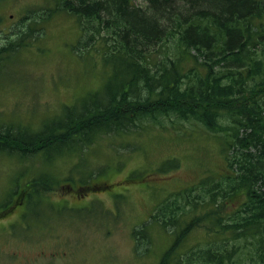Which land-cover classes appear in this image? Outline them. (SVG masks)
Returning <instances> with one entry per match:
<instances>
[{"label": "rangeland", "instance_id": "1", "mask_svg": "<svg viewBox=\"0 0 264 264\" xmlns=\"http://www.w3.org/2000/svg\"><path fill=\"white\" fill-rule=\"evenodd\" d=\"M56 1L0 4V46L19 38L0 53V206L14 203L0 208V264H44L52 254L56 261L50 264H158L173 244L166 264H213L203 256L216 247L227 257L222 264L264 261V253L243 249L249 245L245 237L207 230L213 223L201 204L203 183L208 180L210 187L211 177L224 173L228 149L221 135L233 130H206L192 114L167 117L170 111L151 118L142 110L139 122L129 121L121 134L91 129L90 146L78 154L65 152L63 144L56 146L59 151L41 154L38 148L46 139L35 142L25 136L50 128L55 117L63 120L72 103L100 89L103 81L115 84L105 78V67H111L91 55L101 57L100 48L112 44L113 35L109 41L98 34L92 39L88 24L93 21L58 8ZM136 1L142 0H134L139 5ZM40 16L45 18L41 38L15 34ZM161 47L154 44L152 49ZM228 111L220 114L224 132L232 121ZM84 126L81 121L76 131ZM28 183L24 209L20 202ZM171 192L175 195L167 199ZM174 200L173 218L165 221L161 210L172 208ZM238 200V194L221 200V212L231 215Z\"/></svg>", "mask_w": 264, "mask_h": 264}, {"label": "trees", "instance_id": "2", "mask_svg": "<svg viewBox=\"0 0 264 264\" xmlns=\"http://www.w3.org/2000/svg\"><path fill=\"white\" fill-rule=\"evenodd\" d=\"M56 3L58 8L85 22L93 21L88 24L92 39L98 34L109 41L113 35L112 44L100 48L104 53L101 57L94 52L91 55L111 67H105V78L114 79L115 84L103 81L104 89L101 86L83 96L72 104L63 120L55 117L51 127L45 125L32 140L46 139L42 142L43 151L63 144L65 149L76 152L79 146L89 142L91 129L104 127L121 134L129 121L139 120L142 110L151 118L163 116L166 111L181 116L192 114L201 127L224 132L220 114L222 109L229 108L227 113L232 121L227 123L224 133L234 132L226 137L221 135L228 149L224 153L226 169L216 178L211 177L210 187L206 185L208 180L203 183L201 204L213 212L207 214L213 223L212 229L207 230L219 236L227 231L240 233L250 240L249 249L254 248L261 256L264 253V0H142L139 5L134 0H57ZM45 14L48 16L47 10ZM3 17L0 14V22ZM43 20L44 17H37L14 32L22 31V36L36 34L33 40H38L44 32L40 24ZM17 43L18 36L0 46V53ZM154 44L162 47L154 50ZM223 61L231 65L224 66ZM190 62L192 67H188ZM81 121L85 126L76 131ZM111 121L114 123L110 126ZM138 122L137 128L141 126ZM64 137L68 139L60 142ZM235 194L239 195V200L234 201L236 208L226 215L221 212L219 202ZM174 195L171 192L166 197L171 199ZM190 200L187 196V201ZM176 207L174 200L172 208L161 210L167 216L165 221L173 218ZM196 221L197 218L192 220ZM173 247L174 244L161 257L167 258ZM215 250L218 247L212 251ZM225 257V253L216 251L203 256L213 264H222ZM259 264L264 261L260 259Z\"/></svg>", "mask_w": 264, "mask_h": 264}, {"label": "bare ground", "instance_id": "3", "mask_svg": "<svg viewBox=\"0 0 264 264\" xmlns=\"http://www.w3.org/2000/svg\"><path fill=\"white\" fill-rule=\"evenodd\" d=\"M224 133V132H223Z\"/></svg>", "mask_w": 264, "mask_h": 264}]
</instances>
